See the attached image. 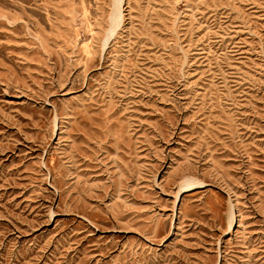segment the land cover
<instances>
[{
    "label": "rangeland",
    "instance_id": "obj_1",
    "mask_svg": "<svg viewBox=\"0 0 264 264\" xmlns=\"http://www.w3.org/2000/svg\"><path fill=\"white\" fill-rule=\"evenodd\" d=\"M109 1L0 0V264H264V0Z\"/></svg>",
    "mask_w": 264,
    "mask_h": 264
},
{
    "label": "bare ground",
    "instance_id": "obj_2",
    "mask_svg": "<svg viewBox=\"0 0 264 264\" xmlns=\"http://www.w3.org/2000/svg\"><path fill=\"white\" fill-rule=\"evenodd\" d=\"M110 6H109V25H108V29L105 33V38L104 41L106 44L107 40L114 34V32L116 31L117 27L120 24L121 21V4L123 2V0H110ZM107 18V19H108ZM192 181V180H191ZM189 183L190 186L195 185V183L192 181ZM232 215V213H231ZM232 222V220H230V223Z\"/></svg>",
    "mask_w": 264,
    "mask_h": 264
}]
</instances>
